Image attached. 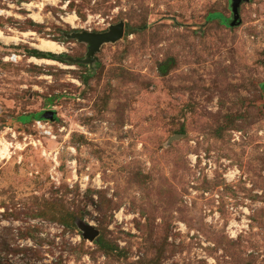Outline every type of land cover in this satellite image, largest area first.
<instances>
[{"label": "rangeland", "instance_id": "374dc122", "mask_svg": "<svg viewBox=\"0 0 264 264\" xmlns=\"http://www.w3.org/2000/svg\"><path fill=\"white\" fill-rule=\"evenodd\" d=\"M231 3L0 0L66 49L0 41V264H264V0Z\"/></svg>", "mask_w": 264, "mask_h": 264}, {"label": "water", "instance_id": "95a60500", "mask_svg": "<svg viewBox=\"0 0 264 264\" xmlns=\"http://www.w3.org/2000/svg\"><path fill=\"white\" fill-rule=\"evenodd\" d=\"M243 1L248 0H232L231 3V12H232V21L230 23L231 26H236L239 24V6ZM124 33V23H118L116 25H112L109 28V31H106L104 33H95V32H76L70 35L71 38H77L80 41L87 42L88 45V55L89 57L93 56L99 49L100 45L103 42L108 41H115L123 36ZM42 117L44 119H52L54 117V111L48 110L43 112ZM81 229L84 231V238L93 241L95 240L98 235L99 231L94 228L92 225H84L81 224Z\"/></svg>", "mask_w": 264, "mask_h": 264}, {"label": "bare ground", "instance_id": "6f19581e", "mask_svg": "<svg viewBox=\"0 0 264 264\" xmlns=\"http://www.w3.org/2000/svg\"><path fill=\"white\" fill-rule=\"evenodd\" d=\"M32 6V4H30ZM44 6V3H39V4H34V7H38L39 10L42 9V7ZM29 7V6H28ZM32 17L35 20H39L41 18L40 16V12H33ZM75 18V17H74ZM71 19H73V16L71 17ZM34 35L33 32H24L20 35H14V36H10V35H6L4 34L2 31H0V41L3 43L8 44L9 42H28L29 40H31V42L29 43L32 47L43 51V52H53V53H60L65 51V47L61 44H59L58 42H55L53 40L50 39H45V38H37V37H32ZM23 37V38H22ZM27 39H29L27 41ZM35 61H45V62H49L50 60H46V59H37V58H33ZM8 154V143L0 140V155H7Z\"/></svg>", "mask_w": 264, "mask_h": 264}, {"label": "built area", "instance_id": "2783aa9c", "mask_svg": "<svg viewBox=\"0 0 264 264\" xmlns=\"http://www.w3.org/2000/svg\"><path fill=\"white\" fill-rule=\"evenodd\" d=\"M8 59L13 61V60H17V57H14V58H13V57L11 56V57H8ZM37 124H38L39 126H42L40 121H38ZM74 172H75V171H74ZM83 180H84V183H85V184H84V187H85V186L89 183L90 177H89V176H86V177L83 178ZM92 182H93L94 184H97L98 179H97V178H93V179H92ZM82 186H83V184H82ZM6 257H12V255H11V254H9V255H5V254H4V255H2V258L0 257V260H1L2 262H6V261H7ZM9 261L12 262L11 260H9ZM12 263H13V262H12Z\"/></svg>", "mask_w": 264, "mask_h": 264}, {"label": "trees", "instance_id": "16d2710c", "mask_svg": "<svg viewBox=\"0 0 264 264\" xmlns=\"http://www.w3.org/2000/svg\"><path fill=\"white\" fill-rule=\"evenodd\" d=\"M215 18H219L224 24L227 22V19L222 14H220V13H214V14H211L208 17V19H210V20L215 19ZM33 52H35L38 55V57H47V56H50V55H45L43 53H40V52H38L36 50L33 51Z\"/></svg>", "mask_w": 264, "mask_h": 264}]
</instances>
